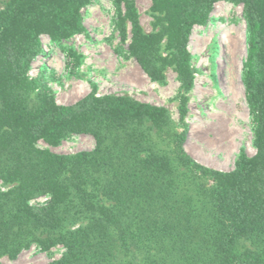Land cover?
<instances>
[{"label": "trees", "instance_id": "16d2710c", "mask_svg": "<svg viewBox=\"0 0 264 264\" xmlns=\"http://www.w3.org/2000/svg\"><path fill=\"white\" fill-rule=\"evenodd\" d=\"M90 0H0V256L36 244L64 249L49 264H264V0H151L158 31L146 35L130 0H112L128 54L154 81L171 67L179 82L178 127L167 112L128 96L56 105L42 77L29 80L41 35L85 31ZM218 1L241 6L247 29L243 86L254 157L215 171L184 150L187 50L195 25ZM164 42V46L161 43ZM161 47L168 50L163 57ZM89 134L91 152L59 155L36 147ZM47 197L41 205L32 199Z\"/></svg>", "mask_w": 264, "mask_h": 264}, {"label": "rangeland", "instance_id": "374dc122", "mask_svg": "<svg viewBox=\"0 0 264 264\" xmlns=\"http://www.w3.org/2000/svg\"><path fill=\"white\" fill-rule=\"evenodd\" d=\"M146 35L158 28L151 0H130ZM1 9V8H0ZM85 31L64 39L41 35L42 52L32 61L28 79L42 77L56 105H71L90 94L128 96L163 108L178 127L180 88L171 67L164 80H151L128 54L130 25L124 41L116 28L117 12L112 0H90L80 10ZM164 46V42L161 43ZM187 50L193 69V85L187 97L184 122L188 135L185 152L198 164L220 172L234 169L238 156L254 157L253 131L244 97L243 71L247 56V29L241 6L218 1L205 25H195ZM165 57L168 50L161 47ZM36 147L59 155L91 152L95 141L89 134H71L57 145L39 140ZM0 180V192L12 188ZM47 197L30 200L41 205ZM62 246L40 250L36 244L15 258L0 256V264H49L63 254Z\"/></svg>", "mask_w": 264, "mask_h": 264}]
</instances>
